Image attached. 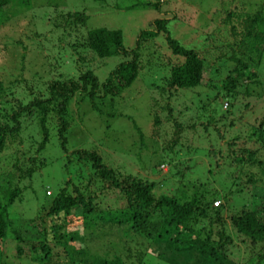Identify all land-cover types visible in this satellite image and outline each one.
<instances>
[{"label":"rangeland","instance_id":"obj_1","mask_svg":"<svg viewBox=\"0 0 264 264\" xmlns=\"http://www.w3.org/2000/svg\"><path fill=\"white\" fill-rule=\"evenodd\" d=\"M160 2L158 11L154 10L156 0H30L25 9L9 2V7L0 10V82L9 91L0 103L1 124H10L4 114L15 110L18 101L25 103L28 91L40 96L51 81L75 80L86 70L92 71L102 82L118 64L129 59L120 55L97 59L80 47L87 32L93 29L120 31L122 46L128 50L134 47L141 31L150 29L152 21L164 19L169 37L183 49L197 52L204 65L199 86L186 91H170L174 94L168 98L169 91L164 87L169 67L182 60L172 57L164 36L158 34L153 43L147 41L139 51L140 70L131 86L115 97L96 100L95 110L81 95H75L69 102L67 121L70 126L64 134L65 152L58 146L57 125L54 121L48 123L49 142L36 157L35 167L39 166L40 156L45 163L25 179L22 176L28 163L23 159L22 165L20 163L23 171L15 174L11 187L20 192L9 208L13 227L22 237L25 234L27 243L44 241L50 249V262L42 264H82L78 260L83 257L77 256L70 261L65 252L80 248H87L99 256L104 252L115 254L126 264H165L157 258L155 248L143 233L134 236L129 232L128 235L126 226L120 229L114 222L102 225L97 220L96 217L103 218L104 213L118 216L124 207V198L118 190H102L107 184L94 176L90 162L76 160L72 155L76 151L94 152L119 180L152 182L155 196H173L180 204L193 199L196 187L215 193L211 209L222 210L224 235L230 241L224 245L225 257L232 264H255L254 255L260 245L251 247L248 242L242 243L228 218L245 209L254 211L264 221V134L257 140L264 108V53L259 61L255 58L253 66L248 65L242 72L243 79L256 75L252 80L254 84H248L252 95H244V88H235L232 92L235 99L224 100L222 85L228 75L235 78L236 60L248 63L251 58L240 46L241 35L246 19L257 13L264 14V0ZM73 13L86 17L84 27H78L75 32L63 26L66 16ZM219 56L222 58L217 60ZM163 88L165 91L161 92ZM165 107L172 110L170 116ZM212 109L216 115L210 117ZM173 120L183 128L175 129ZM20 125L22 129L16 138L5 136L0 152V173L13 171V162L29 147V157L34 156L31 144L38 142L40 137L34 136L31 131L34 128H26L22 120ZM251 132H255L254 137L249 136ZM175 137L177 143L169 150ZM237 137L240 139L236 148L231 150L247 149L254 153L253 159L259 165L231 164L232 160L227 158L230 151L227 144ZM188 147L194 148L193 151L187 152ZM236 155L243 154L237 151ZM243 157L245 159L246 155ZM216 161L218 168H215ZM67 182L79 185L86 197L96 194L95 212L85 220L84 227L75 223L70 214L64 223V233L75 240L61 246L48 236L47 228L52 223L45 214L50 200L61 189H65V195H73ZM236 184L241 193L222 199L226 193L223 187L230 185L227 192H233ZM3 200L0 192V203ZM160 221V215H154L144 224L150 231L151 226ZM212 239H216L215 236ZM138 252L147 256L141 255L138 261ZM8 256V260H2L9 264L37 263L35 253L19 261L14 259L13 252Z\"/></svg>","mask_w":264,"mask_h":264},{"label":"trees","instance_id":"obj_2","mask_svg":"<svg viewBox=\"0 0 264 264\" xmlns=\"http://www.w3.org/2000/svg\"><path fill=\"white\" fill-rule=\"evenodd\" d=\"M156 1L154 10L158 11L161 2L160 0ZM9 2L10 4L13 2L14 5H12L16 8L25 9L28 7L30 0H0V10L4 7H9ZM229 17L230 15H228ZM85 21L86 17L83 14H68L64 19L63 26L65 29L71 28L75 32L78 30V27H84ZM165 22L166 20L164 19L152 21L150 29L141 31L137 36L134 47L128 50L123 48L121 32L118 30L99 28L88 31L80 47L88 50L97 59L111 58L118 55L127 56L129 59L118 64L102 82H99L90 70L80 72L75 80L67 79L59 81L60 78L53 80L46 86L45 92H42V95L35 96L33 92L28 91L26 95L28 99H26L25 103L18 101V106L15 110H11L10 114H4V119L10 124L0 123V152L4 146L5 136H9L12 140L18 136V132L22 129L20 125L21 120L25 123L26 128H34L31 131L34 136L40 137V140L31 144L33 145L31 148H34V156L29 157V147L26 153L19 154L20 158L17 156L15 162H13L14 164L11 166L13 171L0 173V192L4 198L3 202L0 203V264H9L4 262V260H8V255L11 252H13L14 259L18 261L22 258H28L30 253H35L38 264L50 262L51 252L44 241L27 243L25 234L22 237L13 227V222L9 219V208L18 197L20 191L15 187L13 189L11 187L13 178H16L15 174L23 171L20 168L22 167L20 163L22 165L24 158V162L28 163L26 171L22 176L25 179L30 178L35 169L41 168L44 165L45 161L40 156L37 163L39 166L35 167V159L39 154H42L49 142V128L47 127L49 122L51 124L54 121L57 125L58 146L62 151H66L64 134L70 126L67 121L68 104L75 95L84 97L92 109L95 110L96 100L105 99L107 96L115 97L123 89L131 86L138 77L140 70L139 51L145 46L144 44L147 41L151 42L158 34L164 36L165 45L172 57L182 60L180 64H172L169 67V72L165 79L166 86L164 87L166 91H169L166 93L168 98L174 94L171 92L191 90L199 86L203 75V60L199 58L197 52L183 49L176 41L171 39L165 29ZM245 24L246 27H244V33L241 35L240 46L246 51L247 57L251 58H249L248 63L235 61L237 64V68L233 70L235 78L228 75L222 85L224 100L230 101V99H235L236 95L232 93L235 88H244L243 94L249 95L248 84H250L249 82H253L252 80L256 78V75H247L243 79L242 72L248 69V65L249 67L253 66L255 58L259 61L261 55L264 53V14H255L253 17L246 19ZM75 47L74 45L73 48ZM220 58L222 57H217V60ZM256 66L258 67V65ZM238 80L241 81L240 84ZM164 88L161 89V92L165 91ZM5 92L9 91L0 82V103L3 102L2 99ZM250 95L252 94L250 93ZM165 110L170 116L172 110L167 107H165ZM210 115V117L216 115L215 109L210 111ZM154 121V124L156 123L155 125L157 126V120ZM208 122L207 125L210 123ZM172 123L177 130L183 128L175 120ZM228 126L231 127L232 124L230 123ZM257 129L258 140V138H261L260 134H264V108ZM249 136L254 137L255 132H251ZM29 139L32 140V136ZM239 139L238 137L231 139V143L227 144V147L230 149L227 158L232 160L231 164L235 165V163L244 162L246 165H253L255 163L259 165L253 159L254 153L247 149L237 150L240 154L246 155L245 159L243 155L237 156V151L231 150L236 148ZM176 143L175 137L170 143L169 150H172ZM262 143L264 150V140H262ZM193 149L188 147L187 152H192ZM219 154L220 152L217 153V155ZM72 155L76 156L77 161L91 163L94 176L102 183L107 184V186H102V190L110 188L118 190L124 198L125 204L118 216L115 213L112 215L104 213L103 218L96 217L97 220L101 221L102 225L114 222L120 229L126 226L128 235L129 232L134 236L143 233L145 239L155 248L157 258L165 264H232L224 255V245L230 241L224 235L223 220L220 217L222 210L220 208L216 210L211 209V203L216 197L215 193L204 190L200 191L196 187L194 188L196 192L193 199L180 204L177 198L173 196L163 194L155 196L153 194L155 184L152 182H140L129 178L119 180L111 169L106 168L101 163L100 158L94 152L76 151ZM216 163L217 161L214 164ZM169 164H171V161ZM215 166V168L219 167L218 164ZM248 182L255 183L252 180ZM65 184L72 188L73 195H65V189H61L50 200L48 211L45 214V217L51 219L49 222L52 223L47 228L48 236L55 244L61 246L65 245L67 241L73 242L75 240V238H68L64 233V223L67 222L66 218L72 214L71 216L74 218L75 223H79L84 227L86 224L85 220L95 212L93 204L96 198V194L94 195L95 197H86L80 190L79 185H74L71 182ZM229 188L230 185L223 187L226 193H224L222 199L226 200L227 196L232 197L241 193L238 184H236L233 192H227ZM154 215H160L161 221L158 224L152 225L149 231L144 222ZM228 220L235 233L242 238V243L246 244L248 242L251 247L260 245V250L254 255V262L255 264H262L264 261V221L254 211L249 212L245 209L238 212V214L231 215ZM215 228H219L220 230L215 232ZM212 236H215L216 239H212ZM146 250L148 251V249ZM65 252L70 261L77 256L83 257L81 260H78L82 264H126L115 254L111 255L108 252L101 253L100 256L90 253L92 251H89L87 248L72 251L66 250ZM126 252L129 253V250L126 249ZM137 255L138 261L142 259L141 255L147 256L145 253L141 254L140 252Z\"/></svg>","mask_w":264,"mask_h":264}]
</instances>
